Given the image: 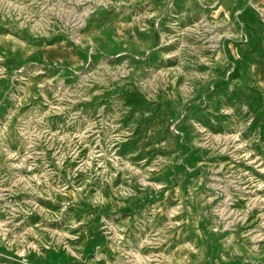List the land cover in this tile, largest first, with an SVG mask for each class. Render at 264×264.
<instances>
[{
  "label": "rangeland",
  "instance_id": "rangeland-1",
  "mask_svg": "<svg viewBox=\"0 0 264 264\" xmlns=\"http://www.w3.org/2000/svg\"><path fill=\"white\" fill-rule=\"evenodd\" d=\"M0 264H264V0H0Z\"/></svg>",
  "mask_w": 264,
  "mask_h": 264
}]
</instances>
